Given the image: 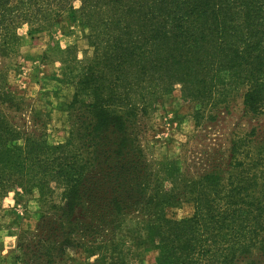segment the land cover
I'll use <instances>...</instances> for the list:
<instances>
[{"label": "trees", "instance_id": "obj_1", "mask_svg": "<svg viewBox=\"0 0 264 264\" xmlns=\"http://www.w3.org/2000/svg\"><path fill=\"white\" fill-rule=\"evenodd\" d=\"M67 11L91 54L62 51V74L74 88L64 109L66 142L49 143L39 113L25 128L0 111V198L17 185L46 200L51 184L64 188L59 213L41 218L30 260L53 264L62 255L50 253L84 246L73 237L106 236L138 215L161 250L158 264H264V139L257 129L232 141L226 166L195 178L177 164L152 169L138 135L141 118L175 87L201 110L214 109L223 73L230 77L224 92L244 88L245 111L264 117V0H0V53L15 52L22 26L32 35ZM0 101L23 109L8 88ZM184 202L193 215L170 220L168 209Z\"/></svg>", "mask_w": 264, "mask_h": 264}, {"label": "rangeland", "instance_id": "obj_2", "mask_svg": "<svg viewBox=\"0 0 264 264\" xmlns=\"http://www.w3.org/2000/svg\"><path fill=\"white\" fill-rule=\"evenodd\" d=\"M18 32L22 40L15 52L7 57L0 53V89L14 92L24 101L23 109L22 112L7 110L0 101V111L25 128L33 126L32 119L39 113L37 126L43 129L42 124L48 122L49 143H64L70 130L64 109L72 100L74 88L62 74V51L74 46L78 48L79 59L86 51L91 54L84 32L69 11L46 30L30 35L29 27L22 26ZM222 82V95L214 109L201 110L195 102L183 97L180 87H175L171 95L165 96L141 118L139 140L152 169L177 164L181 172L195 178L214 165L226 166L235 138L249 136L257 129L259 140L263 141L264 117L258 119L245 111L246 90L224 92L229 88L228 73L222 74ZM165 187L171 189L172 180L166 181ZM63 193L61 185L51 184L46 200L38 189L30 191L17 185L0 198V264H49V258L36 263L30 260V249L38 242L37 229L42 216L59 213L55 208L63 206ZM185 202L168 209L167 217L173 221L191 217L194 206ZM143 218L126 216L115 232L94 240L73 237L75 244L80 242L84 246H69L62 254L50 253L62 255L52 262L158 264L161 250L149 240Z\"/></svg>", "mask_w": 264, "mask_h": 264}]
</instances>
